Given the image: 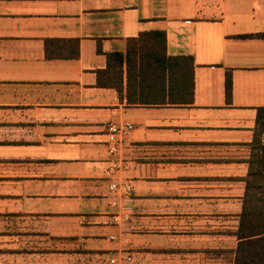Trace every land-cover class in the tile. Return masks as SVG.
I'll list each match as a JSON object with an SVG mask.
<instances>
[{"label": "crops", "instance_id": "0c3cea01", "mask_svg": "<svg viewBox=\"0 0 264 264\" xmlns=\"http://www.w3.org/2000/svg\"><path fill=\"white\" fill-rule=\"evenodd\" d=\"M149 31L192 57V104L96 85ZM263 34L264 0H0V264H233L247 169L201 166V147L249 151ZM47 39L78 40V57L47 59Z\"/></svg>", "mask_w": 264, "mask_h": 264}, {"label": "trees", "instance_id": "16d2710c", "mask_svg": "<svg viewBox=\"0 0 264 264\" xmlns=\"http://www.w3.org/2000/svg\"><path fill=\"white\" fill-rule=\"evenodd\" d=\"M264 35V34H263ZM262 36V35H261ZM45 57L76 59L78 40L44 41ZM193 69L190 56H167L163 31L140 33L129 39L124 53L106 55V67L97 71L96 85L124 92L130 106H187L193 101ZM124 78V81H123ZM224 94L231 101V77L225 73ZM264 107L256 109L249 154L234 236L233 264H264Z\"/></svg>", "mask_w": 264, "mask_h": 264}, {"label": "rangeland", "instance_id": "374dc122", "mask_svg": "<svg viewBox=\"0 0 264 264\" xmlns=\"http://www.w3.org/2000/svg\"><path fill=\"white\" fill-rule=\"evenodd\" d=\"M261 137L264 139V130L261 133ZM226 149L224 147H201V166L206 163H228V162H233V163H238V164H243L245 168L247 169V165L245 161L248 158L249 151L245 152H240L238 151L237 154H225ZM219 157V158H217ZM243 157H246L245 159ZM243 158V159H242ZM203 179V177H201ZM241 203V202H240Z\"/></svg>", "mask_w": 264, "mask_h": 264}, {"label": "built area", "instance_id": "2783aa9c", "mask_svg": "<svg viewBox=\"0 0 264 264\" xmlns=\"http://www.w3.org/2000/svg\"><path fill=\"white\" fill-rule=\"evenodd\" d=\"M131 125L129 123H124L123 125L119 126V127H110L109 131L112 135H116V136H120L122 137L123 135L127 134L130 130H131ZM109 190L110 191H116V184L111 183L109 185ZM124 192H126L127 190H129V186H124L123 187ZM114 204V202H112V205ZM131 260V258L129 256H126L124 258L122 257H118L116 255H113L109 258L108 260V264H127L129 263Z\"/></svg>", "mask_w": 264, "mask_h": 264}]
</instances>
